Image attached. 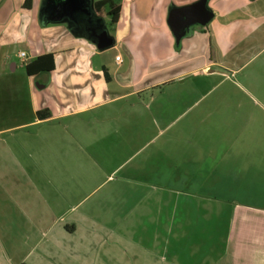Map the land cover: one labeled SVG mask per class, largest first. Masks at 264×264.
<instances>
[{
    "label": "crops",
    "instance_id": "0c3cea01",
    "mask_svg": "<svg viewBox=\"0 0 264 264\" xmlns=\"http://www.w3.org/2000/svg\"><path fill=\"white\" fill-rule=\"evenodd\" d=\"M62 1L43 0L60 27L34 47L37 0H0V264H188L203 227L178 233L205 210L225 233L202 260L264 264V137L227 107L264 100V0H209L180 47L171 13L201 0H117L114 26L91 15L103 0ZM47 54L55 69L28 75Z\"/></svg>",
    "mask_w": 264,
    "mask_h": 264
},
{
    "label": "rangeland",
    "instance_id": "374dc122",
    "mask_svg": "<svg viewBox=\"0 0 264 264\" xmlns=\"http://www.w3.org/2000/svg\"><path fill=\"white\" fill-rule=\"evenodd\" d=\"M42 3H43V0H37V6H35L34 9H32V11L30 13H28V19H29V21H28V31H27L28 32V40L30 41V43L34 47H37L39 42L42 39H45L49 35V33L52 31V29H56L57 27H60V26H58L59 24H48L47 26H43L42 25L41 18H40V11H41ZM57 32L58 31H56V33ZM24 35L25 34L22 33V32L19 35H17L18 39L14 43L15 45L13 44L14 45L13 50H17L21 46L22 42L25 39ZM68 44H71V43H68ZM67 57L70 58V57H73V56L72 55L69 56L67 54L65 56V58H67ZM224 89H225V91H229V90L230 91H234L235 90V89H231L229 86H225ZM234 101H235V104H234V102L233 103H229L227 105V107H231L233 109L237 108L238 106L240 108H244V107L247 108L248 107L250 109L252 108L256 112L255 113L256 114L255 121L257 122L258 130H259V132H256L257 133V137H258L257 140H259L261 142V140L263 139L262 137H264V132L261 131V130H264V112H261L260 108L264 106V100L260 101V104H257V101L256 102H255V100L252 101L249 98L246 99V97L244 95H240L239 98L238 97L234 98ZM258 110H260V111H258ZM251 134L252 133H250V135ZM225 141H223V142L221 141L222 144ZM138 157L139 156L135 157V159L133 161V164L138 161V159H137ZM179 186H181V185H179ZM179 213H180V211H179ZM189 215H190V219H189V221L186 222V223H188L187 229H185L183 231V235H182V233H178L179 238H182V243L180 244V246L182 245V247H185L186 243L187 242L189 243V241H190V239L192 237L190 232H193V230H197L196 229L197 227H195V226H198L199 228L203 227L202 231H201L202 233L194 236L197 239H195L193 237L195 240H197V243H195V245H193L194 246L193 247V255H194V257L191 258V260H188L187 263L188 264H208L206 260L205 261L202 260V255L203 254L199 253L200 251H202V248H201L202 245H201L200 242L203 241V240L205 241V239L207 237H211L210 235H212V237L214 238L213 240H216L218 237L224 235L225 228H220V227L218 228L219 222L216 225L217 229L214 228V225L212 223V217H214L215 213L212 212V211L209 212V211L205 210L204 212H200L196 220H194L195 219L194 216H196V215H195V213H193V211L189 212ZM182 216H183V212H182L181 218H183ZM140 219L142 220L143 218L141 217ZM193 220L195 221V223L196 222L199 223L200 220H202V222L199 225H196L193 222ZM183 222H184V220H183ZM204 244H206V242ZM210 244H212V243H210ZM214 245H215V248H218V246H220V247L222 246L221 244H214ZM202 247L205 250L204 246H202ZM212 252L213 253L211 254L210 258H213V260H214L216 254L218 253L217 249H215Z\"/></svg>",
    "mask_w": 264,
    "mask_h": 264
},
{
    "label": "water",
    "instance_id": "95a60500",
    "mask_svg": "<svg viewBox=\"0 0 264 264\" xmlns=\"http://www.w3.org/2000/svg\"><path fill=\"white\" fill-rule=\"evenodd\" d=\"M209 0H201L199 3L183 8V9H178L175 10L171 13L170 16V26L175 32L176 36L178 37V42L181 40V38L184 36L185 31L195 25H203L206 26L210 20H211V14L207 11L206 5ZM75 0H67V1H62L59 8L62 10L59 15L66 14L69 11V5L73 6L75 4ZM103 18V17H101ZM47 19H43L45 22ZM107 36V32L104 33V39L108 40L105 45L101 48H108L113 45V40L110 38H105Z\"/></svg>",
    "mask_w": 264,
    "mask_h": 264
},
{
    "label": "trees",
    "instance_id": "16d2710c",
    "mask_svg": "<svg viewBox=\"0 0 264 264\" xmlns=\"http://www.w3.org/2000/svg\"><path fill=\"white\" fill-rule=\"evenodd\" d=\"M117 0H103L95 4V10L99 17H104L103 9L107 7L109 9L108 15L110 17L111 26L116 25L118 21V15L120 8L116 5ZM33 7V0H25L23 8L30 11ZM180 47V41L177 44ZM55 69V58L53 54H47L38 57L35 61L26 66L27 74L30 76L37 75L39 73H50ZM45 116L49 114L45 113Z\"/></svg>",
    "mask_w": 264,
    "mask_h": 264
},
{
    "label": "built area",
    "instance_id": "2783aa9c",
    "mask_svg": "<svg viewBox=\"0 0 264 264\" xmlns=\"http://www.w3.org/2000/svg\"><path fill=\"white\" fill-rule=\"evenodd\" d=\"M19 57L23 60V61H25L26 60V54L23 52V53H20L19 54ZM117 60L119 61L120 60V57H117Z\"/></svg>",
    "mask_w": 264,
    "mask_h": 264
},
{
    "label": "flooded vegetation",
    "instance_id": "af4514ba",
    "mask_svg": "<svg viewBox=\"0 0 264 264\" xmlns=\"http://www.w3.org/2000/svg\"><path fill=\"white\" fill-rule=\"evenodd\" d=\"M56 1H57V0H56ZM60 1H61V0H60ZM91 15H95L96 17L101 18V17H99V16L97 15V12H96L95 9H94L93 11H91ZM96 24L100 25V22L96 21Z\"/></svg>",
    "mask_w": 264,
    "mask_h": 264
}]
</instances>
